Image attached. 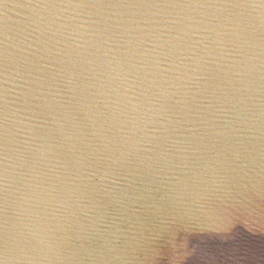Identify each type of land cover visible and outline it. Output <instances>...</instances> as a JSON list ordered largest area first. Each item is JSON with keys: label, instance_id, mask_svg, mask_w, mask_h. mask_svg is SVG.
<instances>
[{"label": "water", "instance_id": "1", "mask_svg": "<svg viewBox=\"0 0 264 264\" xmlns=\"http://www.w3.org/2000/svg\"><path fill=\"white\" fill-rule=\"evenodd\" d=\"M0 264H264V0H0Z\"/></svg>", "mask_w": 264, "mask_h": 264}]
</instances>
